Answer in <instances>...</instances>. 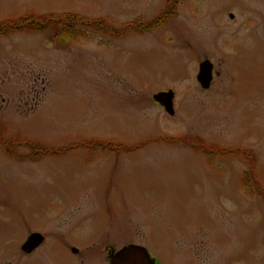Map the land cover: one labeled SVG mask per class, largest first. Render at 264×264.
<instances>
[{
  "label": "rangeland",
  "instance_id": "374dc122",
  "mask_svg": "<svg viewBox=\"0 0 264 264\" xmlns=\"http://www.w3.org/2000/svg\"><path fill=\"white\" fill-rule=\"evenodd\" d=\"M60 15L118 31L0 37V264H108L130 245L264 264V0H0V24ZM137 22L152 28L123 33ZM171 90L173 117L154 101ZM165 137L187 143H147ZM33 232L49 241L27 256Z\"/></svg>",
  "mask_w": 264,
  "mask_h": 264
},
{
  "label": "trees",
  "instance_id": "16d2710c",
  "mask_svg": "<svg viewBox=\"0 0 264 264\" xmlns=\"http://www.w3.org/2000/svg\"><path fill=\"white\" fill-rule=\"evenodd\" d=\"M169 1L173 2L174 5L177 3V0H168V3H169ZM169 12H171V9L169 10ZM67 20H69L71 22V23H69V25H71V26L74 23L77 24V25H79V26H81V27L82 26H86V27H89V28L90 27L99 26L102 31H106V34L108 36H112V37H113L114 34L117 33L116 31H118L116 28L108 25L103 20L97 21V22L81 21V20H78L76 18V16H74V15H60V16H48V17H30V16H28V17L22 18V19H20L18 21H8V22L1 23L0 24V37L1 38L2 37H6L10 33H12V32L13 33L14 32H18V31H30V32L43 31L42 30V27H47V29L48 28L61 27V26H63L61 24L66 23ZM168 21L163 20V17H162L161 19H159L155 23V25H156L155 26V29L158 28V27H161V26L165 25ZM55 24H57V25L54 26ZM149 25L146 26V24H144V23L139 24V22H137V24H128V25H126L122 29V31L124 33V32H127L128 30H130L132 28L138 29L137 27H139L141 30H147L149 28H152L151 25L150 26ZM52 26H54V27H52ZM64 26H65V24H64ZM71 26H68V24H66V27H71ZM34 28H38L39 30L32 31ZM148 32H149V30H148ZM120 34L121 33H119V35ZM182 140H184V139L180 138V139H172V140H170V138L165 137V138L155 139V140L150 139L147 143L150 144V143H162V142H166V143H169V144H171V143L177 144V143H179L178 141H182ZM184 143H187V142L185 141ZM192 145L198 146L196 141H193L192 142ZM6 146L9 147V145H6ZM198 147H200L204 152H209V153L211 152V153H213L212 151L208 150V148L205 147V146H203V145L198 146ZM120 149H123V151L128 152V153H134L136 151H139V149H141V147H120ZM216 150H217V148H216ZM222 152H224V151L222 150ZM238 152L242 153V151H238ZM47 153L50 154V155H53V154L54 155H63L66 152H64V151L61 152V151L47 150ZM219 153H221V151L220 150H217L216 151V154H219ZM246 155L249 156L250 154H246Z\"/></svg>",
  "mask_w": 264,
  "mask_h": 264
},
{
  "label": "water",
  "instance_id": "95a60500",
  "mask_svg": "<svg viewBox=\"0 0 264 264\" xmlns=\"http://www.w3.org/2000/svg\"><path fill=\"white\" fill-rule=\"evenodd\" d=\"M213 71L214 66L210 61H206L200 65L197 79L205 90L209 89L212 85L214 79ZM174 99L175 94L173 91L164 92L154 97V101L161 105L170 116L175 115ZM43 240L42 235L33 234L23 246V251L26 254H31L43 243ZM111 264H156V261L151 258L145 248L130 245L123 248L115 256H112Z\"/></svg>",
  "mask_w": 264,
  "mask_h": 264
},
{
  "label": "flooded vegetation",
  "instance_id": "af4514ba",
  "mask_svg": "<svg viewBox=\"0 0 264 264\" xmlns=\"http://www.w3.org/2000/svg\"><path fill=\"white\" fill-rule=\"evenodd\" d=\"M33 234H38V233H31L30 234V236H28L27 237V240H26V242L28 241V239L33 235ZM43 236V243L35 250V251H33L31 254H26L24 251H23V246L25 245V243L23 244V246L21 247V249H22V252L24 253V254H26L27 256H32L34 253H36L38 250H40L41 248H43V246H45V245H47V243H48V241H49V239L45 236V235H42ZM123 249V248H122ZM119 251H121V249L120 250H117V248H114V247H112V246H108L107 247V258H106V262H108V264H111V257L112 256H115ZM75 254H76V256H78V257H80L81 258V252H74ZM83 258H85V257H83ZM84 260V259H83ZM85 261V260H84ZM83 261V262H84ZM157 264V263H156Z\"/></svg>",
  "mask_w": 264,
  "mask_h": 264
}]
</instances>
